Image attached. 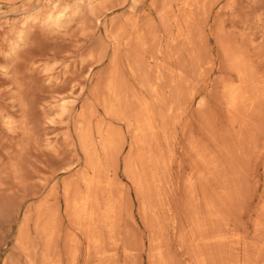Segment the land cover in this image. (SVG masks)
Returning <instances> with one entry per match:
<instances>
[{"label": "rangeland", "instance_id": "rangeland-1", "mask_svg": "<svg viewBox=\"0 0 264 264\" xmlns=\"http://www.w3.org/2000/svg\"><path fill=\"white\" fill-rule=\"evenodd\" d=\"M0 264H264V0H0Z\"/></svg>", "mask_w": 264, "mask_h": 264}, {"label": "bare ground", "instance_id": "bare-ground-1", "mask_svg": "<svg viewBox=\"0 0 264 264\" xmlns=\"http://www.w3.org/2000/svg\"><path fill=\"white\" fill-rule=\"evenodd\" d=\"M56 20H57V19H56ZM232 88H233V87H232ZM237 88H238V87H237ZM237 88H236V89H237ZM239 88H240V87H239ZM239 88H238V89H239ZM228 90H229V89H228ZM233 90H234V89H233ZM240 90H242V89H239V91H240ZM237 91H238V90H237ZM237 91H235V90H234V91H231V88H230V90H229L230 95H229V93H228V94L226 93V94L231 98V102H232V101L234 102V100L237 98V97H236V95H237ZM229 97H228V98H229ZM239 97H240V95H239ZM229 100H230V99H229ZM239 101H240V100H239ZM239 103H240V102H239ZM232 104H233V103H232ZM234 104H235V103H234ZM234 106H235V105H234ZM232 108H233V107H232ZM236 110H237V109H236ZM130 123H131V122H130ZM109 143H110V142H109ZM87 183H88V182H87ZM105 184H106V182H105ZM108 184H109V183H108ZM105 187H106V186H105ZM89 193H90V192H89ZM90 195H91V194H90ZM86 197H87V196H86ZM87 198H88V197H87ZM90 198H91V197H90ZM88 200H89V199H88ZM84 202H85V201H84ZM88 203H89V202H88ZM88 203H87V204H88ZM78 205H79V204H78ZM81 205H82V204H81ZM79 206H80V205H79ZM82 208H84V207H82ZM108 209H109V208H108ZM86 210H87V209H86ZM105 211H106V210H105ZM108 211H109V210H108ZM109 216H110V215H109ZM109 218H110V217H109Z\"/></svg>", "mask_w": 264, "mask_h": 264}]
</instances>
